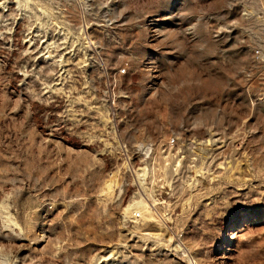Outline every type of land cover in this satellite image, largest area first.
<instances>
[{
    "label": "rangeland",
    "instance_id": "374dc122",
    "mask_svg": "<svg viewBox=\"0 0 264 264\" xmlns=\"http://www.w3.org/2000/svg\"><path fill=\"white\" fill-rule=\"evenodd\" d=\"M0 264H264V0H0Z\"/></svg>",
    "mask_w": 264,
    "mask_h": 264
},
{
    "label": "bare ground",
    "instance_id": "6f19581e",
    "mask_svg": "<svg viewBox=\"0 0 264 264\" xmlns=\"http://www.w3.org/2000/svg\"><path fill=\"white\" fill-rule=\"evenodd\" d=\"M135 204V203H134ZM146 211V210H145Z\"/></svg>",
    "mask_w": 264,
    "mask_h": 264
}]
</instances>
